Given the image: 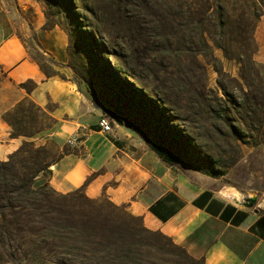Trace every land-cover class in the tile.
<instances>
[{"label": "rangeland", "instance_id": "obj_1", "mask_svg": "<svg viewBox=\"0 0 264 264\" xmlns=\"http://www.w3.org/2000/svg\"><path fill=\"white\" fill-rule=\"evenodd\" d=\"M34 1L42 12L44 28L59 26L69 36V80L83 93L86 106L79 125L73 121L77 116L51 114L55 103L42 107L25 99L16 104L6 119L11 134H25L22 145L29 144L30 153L23 155H39L51 170L64 156L80 146L83 149L81 141L101 128L102 118H109L114 122L113 133L119 131L117 124H124L141 145L150 147L146 137L153 138L170 155L172 162L162 160L176 173L204 177L224 187L226 195L237 191L239 200L241 192L258 198V191L264 189V147L237 139L232 125H240L242 114L228 112L226 107L231 104L221 88L242 96L240 64L228 60L220 48L206 49L196 32L180 28L179 33V20L185 21L179 19V0ZM230 4L226 13L238 12L234 0ZM28 14L33 19L32 9ZM172 15L176 34L170 27ZM250 24L256 42L254 58L264 81V11ZM250 24L234 28L248 31ZM93 28L97 30L95 40H87L82 29L92 35ZM190 35L197 46H190ZM42 37L41 30L26 37L30 56L47 74H55L49 58L38 50ZM196 50L204 54L197 57ZM34 84L30 81L26 86L31 89ZM74 136L78 142L69 143ZM117 218L141 233L137 238L125 237L134 251L126 257L119 253L110 259L100 257L92 264H204L202 257L192 256L185 246L159 231L145 230L141 217L124 207ZM4 258L0 264L19 263Z\"/></svg>", "mask_w": 264, "mask_h": 264}, {"label": "crops", "instance_id": "obj_2", "mask_svg": "<svg viewBox=\"0 0 264 264\" xmlns=\"http://www.w3.org/2000/svg\"><path fill=\"white\" fill-rule=\"evenodd\" d=\"M44 23L34 0H0L1 160L26 140L11 134L6 119L25 99L42 107L55 103L51 114L77 116L73 121L82 125L79 117L86 104L79 87L69 80V36L59 26L44 29ZM35 30L42 31L37 47L55 74H47L30 56L26 37ZM30 81L35 83L31 89L26 86ZM117 125L116 133L95 130L81 141L83 149L51 165V186L63 193L83 189L91 198L107 196L141 217L146 228L202 257L204 264H264V189L257 199L247 192H241L240 200L237 191L226 195L224 187L204 177L176 173L153 149L137 143L124 124Z\"/></svg>", "mask_w": 264, "mask_h": 264}, {"label": "trees", "instance_id": "obj_3", "mask_svg": "<svg viewBox=\"0 0 264 264\" xmlns=\"http://www.w3.org/2000/svg\"><path fill=\"white\" fill-rule=\"evenodd\" d=\"M230 3L231 0H179V19L185 20H179V33L180 28L196 32L206 49L220 48L228 60L240 64V77L246 87L242 86L240 97L221 85L231 104L226 108L229 113L242 114L240 125H232L237 139L264 147V81L254 58L256 42L250 24L263 15L264 0H234L238 12L233 14L226 13ZM243 5L248 8L243 9ZM86 10L94 12L89 7ZM175 20L172 15L173 34L177 33ZM157 23L161 27V21ZM246 24L252 25L248 31L234 28ZM96 31L93 28L90 35L82 29L90 41L95 40ZM188 42L197 46L191 35ZM200 54L204 52L196 50V56ZM146 142L161 158L172 162L153 138L146 137ZM27 145L8 159H0V262L7 257V261L17 259L18 264H92L100 257L110 259L118 253L126 257L134 251L125 237L130 234L137 238L141 233L130 224L120 223L117 215L123 206L109 198H91L83 189L57 191L47 180L50 163L39 155H23L30 153ZM118 238H122L120 244Z\"/></svg>", "mask_w": 264, "mask_h": 264}, {"label": "built area", "instance_id": "obj_4", "mask_svg": "<svg viewBox=\"0 0 264 264\" xmlns=\"http://www.w3.org/2000/svg\"><path fill=\"white\" fill-rule=\"evenodd\" d=\"M100 126H101V130L106 133L113 132L114 130V122L109 118H102L100 120ZM77 142H78V138L76 136H74L69 140V143L71 144H76Z\"/></svg>", "mask_w": 264, "mask_h": 264}]
</instances>
